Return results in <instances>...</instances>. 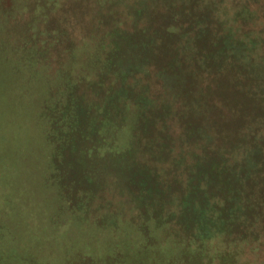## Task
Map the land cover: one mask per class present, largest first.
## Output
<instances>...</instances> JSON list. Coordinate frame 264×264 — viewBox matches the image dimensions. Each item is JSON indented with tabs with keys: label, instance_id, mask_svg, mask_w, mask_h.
<instances>
[{
	"label": "rangeland",
	"instance_id": "1",
	"mask_svg": "<svg viewBox=\"0 0 264 264\" xmlns=\"http://www.w3.org/2000/svg\"><path fill=\"white\" fill-rule=\"evenodd\" d=\"M236 262L264 264V0H0V264Z\"/></svg>",
	"mask_w": 264,
	"mask_h": 264
},
{
	"label": "trees",
	"instance_id": "2",
	"mask_svg": "<svg viewBox=\"0 0 264 264\" xmlns=\"http://www.w3.org/2000/svg\"><path fill=\"white\" fill-rule=\"evenodd\" d=\"M139 184L141 185V182H139ZM143 189H144V187H143ZM211 217H212V219H218V218H220L221 220H224V221H227L228 218H229L224 212H215V213L212 214ZM225 227H226V224L225 225H220V223H219V227H218L217 231L214 232V230H215L214 229V230L208 232L206 236H203V234H199L200 231L198 230V232H196V234H197L196 237L198 239H200V241H203L204 240V242L205 241H208V240L210 241L211 239H213L215 237H218V239H219L222 235H224L223 234V231L225 230ZM241 244H243V243L237 244V246H240ZM216 260H218L219 262H221V260L219 258H216ZM236 264H238V262H236Z\"/></svg>",
	"mask_w": 264,
	"mask_h": 264
}]
</instances>
